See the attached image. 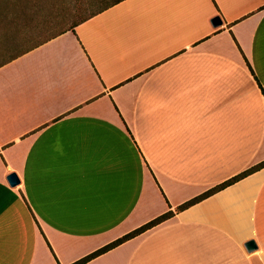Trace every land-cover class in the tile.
<instances>
[{"label":"crops","instance_id":"crops-1","mask_svg":"<svg viewBox=\"0 0 264 264\" xmlns=\"http://www.w3.org/2000/svg\"><path fill=\"white\" fill-rule=\"evenodd\" d=\"M262 161L264 0H120L0 62V264H264V167L177 209Z\"/></svg>","mask_w":264,"mask_h":264},{"label":"rangeland","instance_id":"rangeland-1","mask_svg":"<svg viewBox=\"0 0 264 264\" xmlns=\"http://www.w3.org/2000/svg\"><path fill=\"white\" fill-rule=\"evenodd\" d=\"M11 24L0 20V62H5L69 28L85 16L93 0H14ZM91 2V4H90ZM93 4V6H92ZM88 8L87 10H85ZM2 8L0 6V13ZM5 16V15H4Z\"/></svg>","mask_w":264,"mask_h":264},{"label":"trees","instance_id":"trees-1","mask_svg":"<svg viewBox=\"0 0 264 264\" xmlns=\"http://www.w3.org/2000/svg\"><path fill=\"white\" fill-rule=\"evenodd\" d=\"M93 1H96L98 3L103 2V5L95 8V9L94 8L92 9L91 6L88 7L91 10H89V12L85 16H83L80 19H78L77 21L73 22L72 25L69 26V28H66V29L62 30L61 32H59L56 35H59V34L65 32L67 30H74L75 26H77L81 22H83V21L87 20L88 18L92 17L93 15L103 11L104 9H106V8L116 4V3H118L120 0H93ZM15 2L16 1H14V0H0V6L2 8V11L0 13V20H4L7 24H11V20L13 19L10 16L11 9H12L11 7L16 4ZM90 4H91V2H90ZM92 6H93V4H92ZM88 8H86L85 10H87ZM56 35L48 38L47 40L55 37ZM47 40H45V41H47ZM45 41H43V42H45ZM43 42H41V43H43ZM262 167H264V161H262V162H260V163H258L256 165L248 168L247 170L239 173L238 175L230 178L229 180H227V181H225V182H223L221 184H218V185L214 186L213 188L205 191L204 193H202V194L192 198L191 200L179 205L177 207V209L178 210H183V209L187 208L188 206L198 202L199 200H201V199L213 194L214 192H216V191H218V190H220V189H222V188H224V187H226V186H228V185L240 180L241 178H244L245 176H247V175L259 170ZM171 215H172V212H166V213H164V214L152 219L151 221L147 222L146 224L138 227L137 229H135V230L123 235L122 237L112 241L111 243L103 246L102 248H100V249L90 253L89 255L81 258L80 260H77L76 262H74L72 264H83V263L89 261L90 259H92V258H94V257H96V256H98V255H100V254H102V253L114 248L115 246L119 245L120 243H122V242H124V241H126V240H128V239H130V238H132V237L144 232L145 230L151 228L152 226L164 221L165 219L169 218Z\"/></svg>","mask_w":264,"mask_h":264},{"label":"water","instance_id":"water-1","mask_svg":"<svg viewBox=\"0 0 264 264\" xmlns=\"http://www.w3.org/2000/svg\"><path fill=\"white\" fill-rule=\"evenodd\" d=\"M222 21L219 16H215L212 19V24L216 27L221 25ZM7 181L11 186H16L20 183V179L15 172H11L7 175ZM246 250L252 252L257 249V244L254 240H249L245 243Z\"/></svg>","mask_w":264,"mask_h":264}]
</instances>
